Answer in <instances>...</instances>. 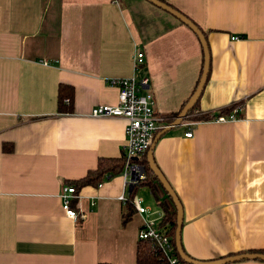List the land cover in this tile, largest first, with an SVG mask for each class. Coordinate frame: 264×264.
Wrapping results in <instances>:
<instances>
[{
  "label": "crops",
  "instance_id": "0c3cea01",
  "mask_svg": "<svg viewBox=\"0 0 264 264\" xmlns=\"http://www.w3.org/2000/svg\"><path fill=\"white\" fill-rule=\"evenodd\" d=\"M165 2L197 26L209 52L206 83L183 121L193 125L182 122L153 149L182 207V248L204 262L264 254V0ZM202 69L194 33L144 0H0V264H137L144 218L132 207L126 221L130 204L119 197L163 216L149 187L128 188L123 169L79 187L71 208L85 218L77 221L61 192L99 161L122 159L126 122L89 115L117 104L108 82L148 77L168 121ZM60 85L73 89L69 114L58 112ZM233 109L234 121L196 119Z\"/></svg>",
  "mask_w": 264,
  "mask_h": 264
},
{
  "label": "built area",
  "instance_id": "2783aa9c",
  "mask_svg": "<svg viewBox=\"0 0 264 264\" xmlns=\"http://www.w3.org/2000/svg\"><path fill=\"white\" fill-rule=\"evenodd\" d=\"M232 41L239 40L238 37L231 38ZM144 64V54L139 52L134 58V68L139 69ZM108 84L118 90V99L115 106L98 105L91 109V118H118L126 122L125 144L122 148L123 177L126 186L139 185L146 179V169L140 161L146 156L155 135L166 129L170 122L155 111V100L149 91V78L145 77L139 82L134 79L111 80ZM145 91L144 93L142 91ZM66 103L68 101H65ZM237 109H233L228 116L220 115L209 121L226 123L237 119ZM185 127H191L192 123H184ZM192 132L188 129L186 138H192ZM76 191L73 187L62 189V208L66 216L72 220H83L84 214L71 208L72 200L76 199ZM122 203L127 202V197H119ZM130 203L135 211L144 220L141 224L137 238L138 241L148 242L152 251L157 255L161 264H181L178 259L171 237L168 235L167 227L162 224L163 216L154 217L147 208L142 206V200L132 198Z\"/></svg>",
  "mask_w": 264,
  "mask_h": 264
},
{
  "label": "trees",
  "instance_id": "16d2710c",
  "mask_svg": "<svg viewBox=\"0 0 264 264\" xmlns=\"http://www.w3.org/2000/svg\"><path fill=\"white\" fill-rule=\"evenodd\" d=\"M159 1L166 3L165 0H159ZM65 101H68V102L66 103ZM72 103H73V89L69 86L60 85L58 88V112L61 114L71 113L72 112ZM195 107H196V103H195L194 107L192 108V110L188 113V115H187L188 117L190 116V114H192L195 111ZM229 110L231 111V109H229ZM229 110H224L217 115L198 116L196 119L209 121L212 118L220 116V115L228 116L230 114ZM178 114L174 115L173 118H169L168 121L173 122V120L177 117ZM123 163H124L123 158L121 159L120 162L119 161L113 162L112 160H101V161H99L97 169L94 172L90 173L85 179L77 182V184H74L75 186L74 185H72V186H74L76 193H77V189L79 187H83L85 185H90V184L97 186L103 179H109L113 175H115L117 173L118 174L121 173V171L123 169ZM140 163L142 165H144V167L146 169V179L144 180V182L140 183V185L143 184V185H146L147 187H149L150 190L152 191V194L154 195V197L158 201V205L163 211L162 224H164L167 227L168 235L171 237V242H172V245H173L174 250L176 252L175 244H174V235H175V229H176V210H175V207H174L171 199L168 197V195L163 190L160 183L157 181V179L150 172L148 165H147L146 157H144L140 161ZM113 165H115V166H113ZM160 195H163V197L162 196L160 197ZM130 201H131V198L129 197L128 198V202H129L128 204H130V205H127V214L125 215L126 221L130 219V217L133 213V210H134L132 208L133 206L131 205ZM176 255H177V253H176ZM177 257H178V255H177ZM178 259L180 260L179 257H178ZM136 262H137V264H161L157 255L152 251L151 245L148 242H142V241H138ZM180 262H181V264H185L181 260H180Z\"/></svg>",
  "mask_w": 264,
  "mask_h": 264
},
{
  "label": "water",
  "instance_id": "95a60500",
  "mask_svg": "<svg viewBox=\"0 0 264 264\" xmlns=\"http://www.w3.org/2000/svg\"><path fill=\"white\" fill-rule=\"evenodd\" d=\"M144 1L162 10L163 12L171 15L173 18H175L180 23H182L187 28H189L194 33V35L198 38V41L201 45L202 52H203V69H202V73H201L198 85L196 87V90L194 91V93L192 94L188 102L185 104L183 109L179 112L177 117L173 120V122H171L166 129L161 131L156 136L155 140L151 144L146 154V161H147V165H148L150 172L157 179V181L160 183L165 193L171 199L175 207V210H176V229H175V235H174V244H175L176 253L178 257L180 258V260L185 264H234V263H238L242 261H262L264 262L263 253L241 254V255L229 256L226 258L213 260V261H206V262L194 260L184 253V250L181 244V230H182V225H183L182 207L174 191L172 190V188L170 187V185L168 184V182L166 181L162 173L159 171V169L155 165V162L153 159V149H154V146L157 140L160 137L165 135L171 129L181 126L182 122L187 118L188 113L192 110L198 98L200 97V94L204 88V85L207 80L208 72H209V52H208V47L206 44V39H205L204 34L187 17H185L183 14H181L180 12H178L176 9L172 8L168 4L161 2L159 0H144Z\"/></svg>",
  "mask_w": 264,
  "mask_h": 264
},
{
  "label": "rangeland",
  "instance_id": "374dc122",
  "mask_svg": "<svg viewBox=\"0 0 264 264\" xmlns=\"http://www.w3.org/2000/svg\"><path fill=\"white\" fill-rule=\"evenodd\" d=\"M152 209H153L154 211L159 212V209H158L155 205L152 207ZM154 217H158V216H154Z\"/></svg>",
  "mask_w": 264,
  "mask_h": 264
}]
</instances>
